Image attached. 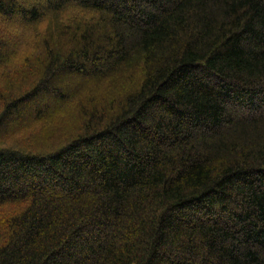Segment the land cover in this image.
I'll return each mask as SVG.
<instances>
[{
    "label": "trees",
    "instance_id": "16d2710c",
    "mask_svg": "<svg viewBox=\"0 0 264 264\" xmlns=\"http://www.w3.org/2000/svg\"><path fill=\"white\" fill-rule=\"evenodd\" d=\"M0 264H264V0H0Z\"/></svg>",
    "mask_w": 264,
    "mask_h": 264
},
{
    "label": "rangeland",
    "instance_id": "374dc122",
    "mask_svg": "<svg viewBox=\"0 0 264 264\" xmlns=\"http://www.w3.org/2000/svg\"><path fill=\"white\" fill-rule=\"evenodd\" d=\"M54 125H55V123H54ZM35 134H36V129H35V128L32 129V130H28V131L26 132V135L29 136L28 138H29V139H32L31 142L35 141V140H33V139H34V138H33V135H35ZM41 141H43V140H41ZM34 145H36V147L38 146V144H34Z\"/></svg>",
    "mask_w": 264,
    "mask_h": 264
}]
</instances>
